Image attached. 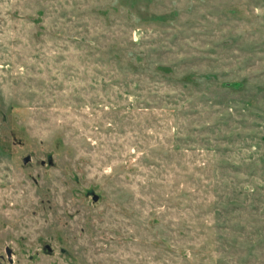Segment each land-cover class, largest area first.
Instances as JSON below:
<instances>
[{
	"label": "rangeland",
	"instance_id": "rangeland-1",
	"mask_svg": "<svg viewBox=\"0 0 264 264\" xmlns=\"http://www.w3.org/2000/svg\"><path fill=\"white\" fill-rule=\"evenodd\" d=\"M0 264H264V0H0Z\"/></svg>",
	"mask_w": 264,
	"mask_h": 264
},
{
	"label": "water",
	"instance_id": "water-1",
	"mask_svg": "<svg viewBox=\"0 0 264 264\" xmlns=\"http://www.w3.org/2000/svg\"><path fill=\"white\" fill-rule=\"evenodd\" d=\"M92 199H97V196L96 195H93L92 196ZM5 255H6V258H7V261L8 262H11V258H10V250L8 248H5Z\"/></svg>",
	"mask_w": 264,
	"mask_h": 264
}]
</instances>
